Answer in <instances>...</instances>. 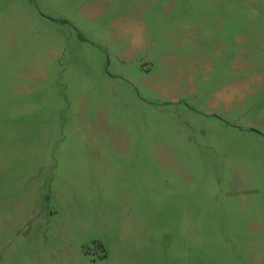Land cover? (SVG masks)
Returning <instances> with one entry per match:
<instances>
[{
  "label": "rangeland",
  "instance_id": "374dc122",
  "mask_svg": "<svg viewBox=\"0 0 264 264\" xmlns=\"http://www.w3.org/2000/svg\"><path fill=\"white\" fill-rule=\"evenodd\" d=\"M3 39L50 83L37 134L0 119V264L125 211L166 213L172 264H264V0H0Z\"/></svg>",
  "mask_w": 264,
  "mask_h": 264
},
{
  "label": "crops",
  "instance_id": "0c3cea01",
  "mask_svg": "<svg viewBox=\"0 0 264 264\" xmlns=\"http://www.w3.org/2000/svg\"><path fill=\"white\" fill-rule=\"evenodd\" d=\"M30 8V5H29ZM32 9L25 18L26 27L33 29ZM16 36L13 35L11 39ZM28 44L27 52L14 48L7 52L6 40L0 43V119L16 124V132L10 129L2 135L37 134L40 117V85H49L50 80L41 81L38 49ZM35 53V54H34ZM48 61V57H47ZM46 91H44V95ZM63 103V102H62ZM61 107V99L53 104ZM54 115V113H52ZM51 116V115H50ZM20 129V130H19ZM119 215L117 236L105 251H85L83 242L59 239L48 242L47 250H42L40 243L27 247L20 252L16 264H172L168 259L167 241L162 239L166 229V213L163 211H125ZM164 217L165 225L162 230ZM63 227L57 232L69 231ZM64 237V235H61ZM196 242L191 240V245ZM47 245V244H46ZM40 246V247H39ZM189 264V263H188ZM192 264H198V259Z\"/></svg>",
  "mask_w": 264,
  "mask_h": 264
}]
</instances>
